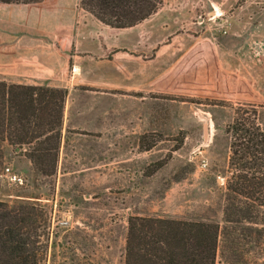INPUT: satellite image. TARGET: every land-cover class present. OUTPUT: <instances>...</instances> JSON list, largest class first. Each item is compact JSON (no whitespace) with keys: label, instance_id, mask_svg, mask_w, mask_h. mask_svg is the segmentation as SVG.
<instances>
[{"label":"rangeland","instance_id":"rangeland-1","mask_svg":"<svg viewBox=\"0 0 264 264\" xmlns=\"http://www.w3.org/2000/svg\"><path fill=\"white\" fill-rule=\"evenodd\" d=\"M77 2L10 4L37 16L25 41L34 51L17 64L0 57V76L66 99L55 172L5 145L0 202L43 214L41 264H124L130 217L223 229L225 129L240 107L264 130V0H162L148 20L110 29L115 49L103 57L77 43ZM222 239L215 264H264V237L237 248Z\"/></svg>","mask_w":264,"mask_h":264},{"label":"trees","instance_id":"trees-1","mask_svg":"<svg viewBox=\"0 0 264 264\" xmlns=\"http://www.w3.org/2000/svg\"><path fill=\"white\" fill-rule=\"evenodd\" d=\"M43 1L0 0V4ZM77 1L81 10L115 30L148 20L162 5V0ZM65 99L63 89L18 84L0 76V170L4 146L8 145L14 152L24 149V156L40 174L55 172ZM245 114L237 108L234 121L225 129L231 153V176L225 186V227L130 217L124 264H215L221 237L236 248L244 241L252 242V234L258 239L264 237V130L256 121V111L252 110V118H245ZM45 224L43 214L34 206L0 202V264H41L44 256L40 251L46 246L41 249L38 245L39 231L42 228L46 232ZM232 255L233 263L241 262L237 251Z\"/></svg>","mask_w":264,"mask_h":264},{"label":"crops","instance_id":"crops-1","mask_svg":"<svg viewBox=\"0 0 264 264\" xmlns=\"http://www.w3.org/2000/svg\"><path fill=\"white\" fill-rule=\"evenodd\" d=\"M78 3V2H77ZM12 5L0 4V57L19 58V61H14L15 64L22 63L23 56L27 59L34 51L32 45L25 43L30 40V35L26 33L30 31L32 25L36 23L37 16L33 15L29 8L24 11L11 8ZM70 9L67 10L69 12ZM82 10L75 8L74 17L76 24L72 28L73 32H77V43L80 47L86 49L88 57H103L104 54L113 51L115 42L111 39L110 28H107L97 22L92 16L85 13L81 14ZM71 15V14H69ZM71 15V17L73 16ZM77 17V20H76ZM25 23L24 30L22 23ZM125 30V29H122ZM25 39V40H22ZM24 41V42H23ZM28 42V41H27ZM35 48V46H33ZM7 49H12V53ZM80 58V56H77ZM21 58V59H20ZM101 62V61H100ZM3 64L10 63L2 61Z\"/></svg>","mask_w":264,"mask_h":264},{"label":"built area","instance_id":"built-area-1","mask_svg":"<svg viewBox=\"0 0 264 264\" xmlns=\"http://www.w3.org/2000/svg\"><path fill=\"white\" fill-rule=\"evenodd\" d=\"M5 172H6V176L11 179V180H14V181H19V179L15 176V175H11L9 174V169H5Z\"/></svg>","mask_w":264,"mask_h":264}]
</instances>
